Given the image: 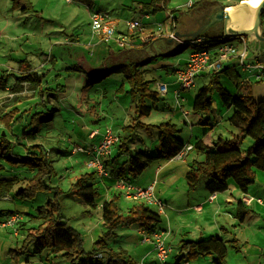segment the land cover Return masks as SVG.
<instances>
[{
    "label": "crops",
    "instance_id": "1",
    "mask_svg": "<svg viewBox=\"0 0 264 264\" xmlns=\"http://www.w3.org/2000/svg\"><path fill=\"white\" fill-rule=\"evenodd\" d=\"M22 3L18 5L14 4L12 0H0V16H3L6 21L9 19L8 13L10 10H20L22 14H24L25 19L28 15H32L36 19L48 20L50 23H55L62 27V31L54 30L53 32H47V34H51L53 39L50 40V44L52 47L48 50L49 54L42 53L44 57H41L40 64L34 68L30 65H27L25 68H21L22 75L27 74L28 72H35L38 74H43L36 72L35 70L45 69L48 67V63H52V70H57L56 73L50 71L45 72V75L42 77L43 80L40 84L32 83L26 79H19L18 76H15L16 80L14 82H6V87L2 90L7 91L6 94H2L0 96V100L7 98H11V100H7L11 103L12 108L10 107L8 111L13 110H20L19 107L15 106L18 103H22L24 101H30L34 94L38 93L41 94L42 87L45 86L46 90H52L51 95L53 98H49L48 101L52 104L51 106H57L60 104V101H64L63 98L73 97L78 85H82V89L91 87L88 85V75L92 74L96 70L100 69L102 65L106 63H113V62H123V61H133V60H149L151 62H158L161 58L169 57V56H178L180 53L171 54L169 55L174 49H176L177 44L175 42L169 44L166 40L158 35L159 34H171L180 28H185L191 23L190 16L186 13H189L193 10V8H189L183 6V10L176 11L174 13V21L172 19L166 21L163 19V14H159L156 23L148 22L145 23L144 20L148 19L151 20V14L149 12L140 11L139 2H147V0H22ZM113 3L114 6L117 7H128L133 9V14H126L119 11V15H114L109 13L107 10L105 11L102 7L108 6L109 4ZM127 3V4H125ZM195 3H198V6L204 3L203 0H197ZM22 4V5H21ZM162 8L165 5V0L161 1ZM28 7V8H25ZM98 8V9H97ZM7 10V14L4 16L2 12ZM103 11L106 12L115 18L118 19L117 24V32L118 33H127V27L125 25V20L127 19H140V17L145 16L144 19H141L144 23V30L138 31L133 34H129L128 40L130 42L129 46L127 47H119L114 41L105 42L102 41L97 35H94L90 26H91V14L93 11ZM170 12V11H169ZM137 14H140L137 15ZM170 14V13H168ZM73 15V16H72ZM83 19H80V17ZM88 20H86V18ZM139 16V17H138ZM169 17V15H168ZM177 17V18H176ZM176 18V19H175ZM78 22L75 25H72L67 29L66 25L63 22ZM2 21V20H1ZM0 21V22H1ZM174 22V26L172 25ZM168 23L170 25V29H165V32L161 33H153L156 29L160 27H156L157 24L164 25ZM231 27L232 24H231ZM45 28V27H44ZM234 28V27H233ZM9 32L6 28L1 26L0 34H5ZM44 33V29L42 31ZM181 37L177 38V43L180 40H185V38L180 34ZM200 37V36H199ZM234 42H239L237 40H231ZM193 45V43H191ZM180 45V43H179ZM178 45V46H179ZM194 47V46H193ZM241 47V46H239ZM212 49V56L211 59L214 60L216 58L215 51ZM192 51V50H191ZM190 54V53H189ZM188 54V56H189ZM264 55V52L259 53L256 49H249L247 52V57L249 59H259V56ZM46 56V57H45ZM177 58L173 60V65L167 64L162 65L160 67H166L167 74L165 78H155L152 77L156 82L154 83V89L158 92L160 98H166L171 100V106L168 107V110L162 111L163 115L161 116V122H171L178 126L173 119H179L180 117L185 118L182 120L186 125L192 127L195 124L199 126V128H204L205 126H209L211 132L207 135L204 134L203 136L196 133L195 129H191L190 135L187 137V142L185 144H194V138L203 139L204 143L208 145H212L215 149H217V162L219 164L224 163L228 159L236 156L239 153V150L247 148L242 147V141L245 137H241L238 132L236 133L232 127L229 125L225 131H221L217 133L218 135L215 136L217 131V127L224 123L225 119L230 115L233 106L227 108L224 105L221 107L220 110V120H216L215 125L211 124L212 115L208 114L207 117L200 116L196 118L189 117V107H192L194 96L191 93L192 88L196 86V79L201 76L209 75L213 73L212 71L209 72L208 70H204L201 72L195 79V84L189 89L181 90L180 95H176V91L179 88V83L176 79V74L179 70L184 68L187 58ZM263 61V60H262ZM261 61V62H262ZM147 66V65H146ZM145 66V68H146ZM159 67V68H160ZM227 68V73H222L221 81L222 84L227 87L232 93L236 92V86L239 81L245 80H255L251 75L252 72L244 71V69L238 63L236 58H231L226 60L220 69ZM240 68V69H239ZM59 71H66L68 73L63 74ZM21 76V75H20ZM115 81V87H111L110 90H104L100 92V94L93 93L91 94L93 97L90 99L91 102L96 103V105H83L84 110L87 112L95 111V115L100 118H103L104 126L101 127L100 123L93 122L92 126H89L86 122L79 120V127L76 130L77 136H79L81 141L85 139H91L90 144L88 147H81L83 150L91 149L93 145H95L100 139V133L104 132L106 128H110L111 131L115 134H119L122 131V128L132 122L133 118V108L129 105V99L124 95V90L128 89V86L125 85L123 89H120L121 78ZM7 79V78H6ZM64 79V83H63ZM264 82V81H262ZM158 83L166 84L167 91L166 93H160L158 90ZM25 86L23 91L17 89H23L21 86ZM66 85V86H64ZM37 86V87H36ZM254 88V87H253ZM29 89V92H28ZM12 90V91H11ZM254 90V89H253ZM107 91H110L107 93ZM256 98L260 101L264 99V89L256 88ZM21 93V94H18ZM22 96V97H19ZM29 96V98H27ZM27 98V99H25ZM25 99V100H24ZM44 96H42L40 103L36 105H43L44 104ZM83 101L84 99L81 98ZM9 104V103H8ZM82 105V104H81ZM14 106V107H13ZM32 106V105H31ZM213 106V105H212ZM154 109V108H153ZM54 110L52 112L57 111L58 109H48ZM211 109L209 112H211ZM7 111V112H8ZM153 111V110H152ZM5 112L4 114H6ZM208 112V113H209ZM152 113V112H151ZM4 114H1L3 116ZM52 118L55 113H52ZM151 115V114H150ZM149 115V116H150ZM195 122H193V120ZM216 119V118H215ZM143 121V119H142ZM144 122V121H143ZM147 124L149 127L152 125L157 124ZM159 124V123H158ZM14 127V126H13ZM231 127V128H230ZM93 128V129H91ZM198 128V129H199ZM97 129L99 134L95 137H90V133L92 130ZM140 129H137L139 131ZM144 130V129H143ZM177 130V128H176ZM237 130V129H236ZM4 133V132H3ZM75 134V136H76ZM194 134H197L195 137H192ZM227 134L231 135L228 137ZM25 137V136H24ZM208 138V139H207ZM70 142L73 141L72 138H69ZM228 139L229 141H225ZM240 140H242L240 142ZM157 142V137H156ZM238 142L241 143V147H238ZM76 144V142H75ZM81 144V143H80ZM237 145V146H234ZM157 147V143H153V147ZM142 150V147H141ZM148 151L149 150H144ZM76 152V151H74ZM78 152L83 154L82 160V167H86V172L94 171L87 167L86 161L90 159V156L85 152L78 150ZM77 152V153H78ZM76 153V154H77ZM73 154V151L70 152ZM192 155V159H191ZM204 154L194 149L189 151L184 158H177L172 157L170 159H161L151 163L147 166L144 170L148 169L149 176L143 179H140L142 183H138V181H134L135 178L127 180L129 183L133 184L134 186L139 187H147L148 185L154 186V193L156 198L160 199L163 202L162 211H159L158 207L153 204L150 205L160 214L161 222L157 226V230L165 229L169 230V232L177 233L178 235L185 237L186 240H194V241H201L202 246L212 250L215 254L219 253L220 251L223 252L225 255L229 252V248L224 245V243L228 244L231 247H237L238 252L246 250V253L251 258L250 264H264V245L263 247L260 246L259 243H253L250 238L247 237V233L244 231V228L248 224L256 225L259 222V218L264 222V172H256L254 177V182L249 187L248 192L244 193L239 190L236 183L230 178L227 181V187L225 190L222 191H210L207 187V182L210 180L208 177H202L200 181L194 186L193 188H189V185L186 181V174L190 170V167L196 160L202 161ZM127 155H117L115 145L112 150V155L108 157L105 161L106 170L108 171V176H100L95 172L97 187L99 189V198L96 200L95 204L92 205L95 207L94 212L100 214V210H102V204L105 201L116 199V203L119 206L120 212L122 211L125 213L130 207L143 203L142 200L134 199L131 197H127L124 195V192L117 187L118 178L116 177L115 173H111V170L117 169L123 161L127 160ZM1 166V164H0ZM142 172V173H143ZM141 173V174H142ZM182 178L185 179L186 185L182 186V192H186V200L183 199L182 201L175 200V194L171 193V190L179 188L177 184L181 182ZM213 196V198H211ZM7 196H4L5 198ZM130 204L126 206H121L120 201L124 200ZM241 202V206L239 203ZM91 206V205H90ZM168 208V212L165 211ZM238 207L242 210H245V215L243 219H239L237 215ZM24 212L25 207H21ZM125 211V212H124ZM121 212V213H122ZM186 212V224H179L176 225L174 223V215ZM87 214L91 215V209L87 210ZM23 216V215H22ZM102 221V216L100 217ZM4 221V220H3ZM2 221V222H3ZM136 226V235H128V238H132L134 242H141L143 243L144 247L148 250L142 257V264L151 263L156 264L155 259L157 255L155 250L153 249V243L151 241H146L143 239V232L141 227L138 224H132ZM129 225V226H132ZM232 226L233 229L230 232L229 227ZM124 227V226H123ZM128 227V226H126ZM236 228H240L241 235L238 233H234ZM8 228V227H7ZM174 229L178 230L177 232ZM13 230V229H12ZM98 230V226H91L89 233H95ZM82 234V233H81ZM169 234V233H168ZM12 235L15 237V232H12ZM102 235V234H101ZM99 233L95 236H101ZM116 235V234H115ZM170 235V234H169ZM168 235V238H169ZM110 236L114 237L113 234ZM83 237V235H82ZM97 237V238H98ZM177 237V236H176ZM109 238V237H108ZM168 238L165 239V243L167 244ZM96 237L91 236V243H94ZM184 239L181 240V243ZM185 241V240H184ZM173 244V243H170ZM171 251H173V245ZM9 245L7 241H0V251L5 246ZM178 246H180V241ZM113 247V246H112ZM235 247V248H236ZM83 248L86 251H90L92 247L88 243L84 242L83 237ZM115 248V247H114ZM123 248L124 247H119ZM117 249V248H115ZM126 250V249H125ZM128 253V250H126ZM156 255V256H155ZM212 254L206 255H199L195 258L203 259L206 258L209 263H212ZM47 257V256H45ZM176 263L180 264L181 260H178L179 257L183 258V255H177ZM246 257V256H245ZM49 258V256L47 257ZM189 261L191 258L186 257ZM194 258V257H193ZM192 258V259H193ZM22 259V258H21ZM134 259V258H133ZM168 259V258H167ZM20 260V259H19ZM226 260V258H225ZM25 261V260H21ZM160 261V260H159ZM188 261V262H189ZM166 263V260L163 261ZM14 263H16L14 261ZM19 263V262H18ZM227 263V262H226ZM5 264V263H3ZM11 264V263H10ZM29 264V263H28ZM228 264V263H227Z\"/></svg>",
    "mask_w": 264,
    "mask_h": 264
},
{
    "label": "trees",
    "instance_id": "2",
    "mask_svg": "<svg viewBox=\"0 0 264 264\" xmlns=\"http://www.w3.org/2000/svg\"><path fill=\"white\" fill-rule=\"evenodd\" d=\"M12 1L16 5L22 3V0ZM161 1L147 0V2H139V9L150 14H156L162 10ZM176 11L179 10L175 9L173 12ZM262 17L264 23V14ZM237 39L239 37L232 40ZM209 40L215 41L209 43V45H215L220 41L229 39L221 34L211 36ZM185 45L183 43L177 46L169 55L180 53ZM148 63L149 60L111 62L102 65L94 73L87 74L88 85L91 86L112 74L120 75L122 82L120 83V89H123L125 85L128 86V89L124 90V95L128 97L129 105L133 108V118L131 123L122 128V131L118 134V141L115 143L117 155L126 154L128 158L117 169L111 170V173H115L117 178L124 180L137 177L147 166L157 160L174 157L185 145L184 141L177 136L176 125L167 121L152 125L157 131L155 153L143 149L134 152L130 148V143L133 142L137 129L151 128L142 119L151 114L155 103L160 99L158 92L154 89L156 81L147 76L148 70L145 66ZM222 73H227V68L218 69L211 73L208 82L198 88L193 99L192 109L196 112H209L212 109L213 94L217 93L225 107L233 106L230 115L226 118L228 124L237 129L241 137L250 136L252 143L246 150H239L236 156L219 164L217 162V149L204 143L203 139L196 140L191 150L194 149L203 153L204 157L202 161L196 160L191 165L186 174V181L189 188H193L202 177H208L210 178L207 182L208 189L210 191H222L226 189L227 181L231 178L239 190L246 193L254 182L256 172H264V101H257L253 95V87L262 83V81L249 79L242 81V83L239 81L236 92L232 93L222 84L220 78ZM44 75L45 73L28 72L18 76V78L40 84ZM6 82V77H0V89L6 87ZM39 103L37 102V104ZM52 111L54 110L50 111L51 114L46 119L52 118ZM16 112V110H13L0 117L4 122V128L0 134V159L14 166L21 164L34 171V174L27 179L26 184L15 191L16 197L32 199L38 191L52 189L51 186L46 184L45 180L53 171V161L47 157L46 148L39 142L28 145L33 150H38V152L27 151L26 154L21 155L14 151V145L7 136V130L11 129L12 131ZM30 132L32 134L30 137H26L27 140H35L36 135L34 133H37V129L30 130ZM225 141L229 140L225 139ZM240 142H238L239 148L241 147ZM21 180L18 177L0 178V197L10 193L14 184ZM96 185L95 171L84 172L77 178V188L74 193L83 203L92 206L100 196ZM116 199L103 202L101 216L102 225L106 227V230L95 240L89 252L83 248L82 234L69 226L67 218L62 214L60 201L52 197L46 201L45 205L36 208V214H32V218L38 220L36 221L37 225H28L31 219H25L22 216V219L15 222V228L11 227L13 231H16L15 237L18 244L15 248H11L8 254L15 262H18L21 254L25 255L33 252L40 255L48 254L47 257L50 253L59 254L69 264H137L125 249L112 247L107 241L108 236L114 235L118 227L132 224H138L147 234H151L157 231L156 228L161 222V217L157 211L145 203L136 204L125 213H121ZM239 205L241 206V202ZM13 213L22 215L20 211L1 212V215L7 219ZM237 215L240 220L243 219L245 210L238 207ZM183 246L188 249L189 258L213 253V262L226 264L223 252L220 251L215 254L212 250L202 246L201 241L185 240ZM105 257L107 260L102 263L100 258Z\"/></svg>",
    "mask_w": 264,
    "mask_h": 264
},
{
    "label": "rangeland",
    "instance_id": "3",
    "mask_svg": "<svg viewBox=\"0 0 264 264\" xmlns=\"http://www.w3.org/2000/svg\"><path fill=\"white\" fill-rule=\"evenodd\" d=\"M114 0H112L113 2ZM194 2L197 0H193ZM204 1V0H203ZM221 3H223L225 6L228 5H235L239 4L242 0H218ZM188 0H166L164 7L161 11H159V14L164 15L163 19L168 21L169 23V17L168 13L169 11H174L175 9H178L179 11L183 10V6L186 5ZM210 1H204V5L209 3ZM211 3V2H210ZM127 4V3H125ZM202 4V5H203ZM212 4V3H211ZM105 11L107 10L109 13L114 15H119V11L126 14H133V9L128 7H117L114 6L113 3L109 4L108 6L102 7ZM98 9V8H97ZM2 14L5 16L7 14V10L5 9ZM159 14H151V20L145 19L144 22H153L157 20ZM140 16V14H137ZM9 19L6 21V19L3 16H0V28L3 26V28H6L9 32H6L5 34H0V77H6L7 81L14 82L16 80L15 76L22 75L21 68H25L27 65H30L32 68L38 66L41 61V57H44L42 53L49 54L48 50L52 47V44H50V40L53 39L51 34H47V32H53L54 30L62 31V27L55 24L50 23L48 20H42V19H36L32 15H28L26 17L20 10H10L8 15ZM73 16V15H72ZM138 16V17H139ZM85 17V16H84ZM145 16L140 17V19H144ZM86 18V17H85ZM80 19H83L81 16ZM86 20H88L86 18ZM78 22H63V24L66 25L67 29L72 25H75ZM168 23H165L164 25L157 24V28L153 33H157L162 31L161 33L165 32V29L169 30L170 25ZM45 27V28H44ZM242 27V26H241ZM44 29V33H42ZM168 34H159L161 37H166ZM169 37V36H168ZM180 42H185V40H180ZM185 44V43H184ZM193 49L192 44H187L182 49L181 53L178 56H169L165 58H161L158 62H151L148 63L146 66V69L148 70L147 76L148 78L155 77L157 79L165 78V75L167 74V68L166 67H160L162 65L171 64L173 65V60L177 58H186L188 54ZM46 57V56H45ZM259 59H261L262 62H264V55L259 56ZM160 67V68H159ZM52 63H48V67L45 69H39L35 70L39 73H45L50 69L52 70ZM240 69V68H239ZM57 70H54L53 72L56 73ZM63 74H66L68 72L66 71H59ZM120 75L118 74H112L105 79H103L100 82L95 83L93 86L82 89V85H78L76 91L73 97H67L63 98L64 101H60V104L57 106H51L52 104L48 101L49 98H53L51 95L52 90H46L45 86L42 87L41 94L38 93L34 94L33 97L30 99V101H24L22 103H18L15 106L19 107L20 110H18L14 114V127L10 130H7V136L13 143L14 151L18 154L24 155L27 153V151H37L33 150V148L28 147L29 144L32 143H42L44 147L47 150V157L51 159L52 165H53V171L50 176L46 178V184L51 186L52 189H43L42 191H38L34 198L32 199H22L20 197H16L15 191L26 184V181L29 177H31L34 174L33 170L28 169L27 167L18 164L16 166L11 165L9 162L0 159V178H12V177H18L19 179H22L21 181H18L14 184L13 189L10 193H8L5 197H0V223L2 220H5L6 217L1 215V212L6 213L8 211H23L21 207L24 208V212L22 215L25 217V219H31L29 221L28 225H37L36 221H38L35 218H32V214L37 213V207L41 205H45L46 201H48L50 198H57L61 205H62V214L67 218L69 226H72L74 229L78 230L80 233H82L84 237V242L88 243L90 247H93L94 243H91V236L94 235V237L99 233V235L102 234L103 231L106 230V227L102 225V221L100 220L101 217V210L100 214L94 212L93 206L87 205L83 203L79 197L74 193L76 186L77 178L84 172H86L87 169L85 166L82 167V160H83V154L78 152V147H88L90 144L91 139H85L84 143L81 141L80 137L77 136L75 133L76 130L79 127V120H82L89 124V126H92L93 122L100 123V126L103 127V118H100L95 115V111L87 112L84 110L83 105H96V103L91 102L90 99L93 97L91 94L96 93L100 94V92L104 90H110L111 87H115V81L114 79L118 80ZM208 76H201L196 79V86L192 88L191 93L193 96L197 93V90L199 87L204 85L208 82ZM64 83V79H63ZM66 86V85H64ZM24 85L21 86L23 89H17L20 91L24 90ZM37 87V86H36ZM12 91V90H11ZM100 91V92H98ZM29 92V89H28ZM110 91H107V93ZM7 91L0 89V96H3L2 94H6ZM21 94V93H18ZM42 96H44V104L43 105H36L35 104L39 101H41ZM22 97V96H19ZM29 98V96L27 97ZM25 98V99H27ZM81 98L84 100L82 101ZM24 99V100H25ZM0 100V115L4 114L8 111V109L12 105L11 103L15 102H9L7 100H11V98H7ZM37 101V102H36ZM36 102V103H35ZM9 103V104H8ZM82 104V105H81ZM171 100L166 99L165 97L162 99L160 98L154 106V109L150 116L144 117L143 121L148 124H158L161 122V116L163 115L162 111L165 112V110H168L171 106ZM32 105V106H31ZM212 111L211 112H196L192 109V107H189V117L196 118L198 117L197 114L200 116L207 117L208 114L212 115L211 124L215 125L216 120H220V108L223 107L221 100L219 99L217 93L213 94V101H212ZM14 107V106H13ZM97 107V105H96ZM58 109L55 112L53 118H48L51 114L50 110L48 109ZM224 108V107H223ZM10 110V109H9ZM232 111V110H231ZM8 111L7 113H9ZM216 118V119H215ZM182 120H185V118L180 117L179 119H173L174 122L178 124L176 125L177 128V136L184 142H187V137L190 135L191 129H195L196 133H199V135L203 136L204 134H208L211 132V129L208 125L204 128H199L197 124L194 123L192 127L189 125H186ZM193 120V119H192ZM193 122H195L193 120ZM228 122L224 121L223 124L216 126L217 131L215 133V136H217L219 132L225 131L226 128H228ZM4 128V122L0 119V134L2 133ZM199 128V129H198ZM231 128V127H230ZM37 133H34L36 135L35 140H27L28 137L31 136L30 130H36ZM93 129V128H91ZM232 129L237 133L238 131L232 127ZM27 132V133H25ZM76 134V136H75ZM197 134H194L192 137H195ZM25 136V137H24ZM228 137H231V135L227 134ZM27 137V138H26ZM157 137V131L155 128L150 129H140L139 131H136V134L133 137V142L130 143V148L132 151H137L139 149L143 150H149L151 153L156 152V147H153V143L156 142ZM72 138L73 141L70 142V139ZM198 138H194L193 141H196ZM208 139V138H207ZM242 141V140H241ZM76 142V144H75ZM242 147L247 148L250 143L252 142V138L250 136H245V138L242 141ZM81 143V144H80ZM28 147V148H27ZM27 149V150H26ZM76 150V152H74ZM73 151V154H70V152ZM78 152V153H77ZM77 153V154H76ZM45 154V153H44ZM192 159V155H191ZM85 169H87L85 171ZM91 170V169H90ZM149 176L148 169L144 171L142 174H140L134 181H138V183H142L139 181L140 179L147 178ZM186 185L185 179L182 178L181 182L177 184L179 188L171 190V193L175 194V200L176 201H182L183 199L186 200V192H182V186ZM57 192V193H56ZM124 200V199H123ZM127 203L125 200L122 202L120 201V205L126 206ZM152 208H154L152 206ZM166 208V207H165ZM91 209V215L87 214V210ZM166 212H168V208L165 209ZM122 212V211H121ZM125 212V211H124ZM123 213V212H122ZM20 214V213H19ZM21 216V214H20ZM22 217V216H21ZM186 212L175 214L174 215V223L176 225L179 224H186ZM5 222V221H3ZM2 222V223H3ZM91 226H98V230L92 234L89 233ZM15 228V227H14ZM233 229L232 226L229 227V231L231 232ZM174 231H178L174 229ZM244 231L247 233V237L251 239L253 243H259L261 247L264 245V222L259 218V222L256 223V225L248 224L244 228ZM12 228L11 227H1L0 226V241H7L9 242V245L2 248L0 251V264H69L65 259H63L59 254H49V258L45 257L48 254H39V253H28V254H21V257H19L20 260L18 262L14 263V259L11 257L8 252L11 248H15L18 243H16V237L12 235ZM234 233H238V235H241L243 232H241L240 228L235 227ZM116 234V235H115ZM114 237L108 236L107 239L108 243L115 247H124L126 250H128V254L134 258V260L137 262V264H142V257L147 252L148 248L146 249L141 242H134L132 238H128V235H136V226H120L115 230ZM170 234V235H169ZM169 238L168 235L166 238L167 244L173 245V251L170 252L168 255V259H166V263L163 261H159L155 259L156 264H177V255H183L182 257H179L178 260H181L180 264H216L212 261V263L206 259H197V258H191L189 261L186 257H188L187 254V248L183 246L184 240H186V236L182 237L178 235L177 233L169 232ZM177 236V237H176ZM95 239V240H96ZM183 242L181 243V240ZM20 240V239H19ZM94 240V242H95ZM180 241V246H178ZM230 244V243H228ZM228 244L224 243L227 248H229V252L225 255L226 262L228 264H250L251 258L247 255L246 250L239 251L237 247H231ZM172 247V246H171ZM264 249V248H263ZM156 256V255H155ZM199 256V255H198ZM246 256V257H245ZM22 258V259H21ZM25 260V261H21ZM105 258H100V261L102 263L106 262ZM189 261V262H188ZM226 263V264H227ZM151 264V263H146Z\"/></svg>",
    "mask_w": 264,
    "mask_h": 264
},
{
    "label": "built area",
    "instance_id": "4",
    "mask_svg": "<svg viewBox=\"0 0 264 264\" xmlns=\"http://www.w3.org/2000/svg\"><path fill=\"white\" fill-rule=\"evenodd\" d=\"M193 3V0H188L186 7H191ZM169 13V18L174 21V12L170 11ZM117 24L118 19L106 12L96 10L91 14L90 28L93 34L97 35L102 41H114L119 47L129 46V34L143 31L145 26L141 19H127L125 20V25L128 34H122L117 32ZM172 25L174 26V22ZM173 34L174 33L168 34V36H173ZM239 39V42L227 40L220 41L215 45H209V43L215 41L209 40L207 37H198L195 40L190 41L188 44L193 43L194 47L187 58L184 68L179 70L176 74V79L179 83L176 95L179 96L181 90L189 89L194 86L195 79L201 72L204 70L214 72L220 69L226 60L231 58H236L244 71L252 72L253 75H251V77L255 80L264 81V62L256 59H249L247 57L248 47L246 38L239 37ZM211 48H213L216 54L214 60L211 59ZM157 85L160 93H166V84L158 83ZM98 134V130L94 129L91 131L90 137H95ZM117 141L118 135L113 133L111 129L107 127L104 132L100 133L99 141L93 145L91 149L83 150L81 147H78L77 149L85 151L90 156V159L86 161L87 167L94 169L98 175L105 177L109 175L106 170L105 160L112 155L113 147ZM192 147L193 144H185L174 157L184 158ZM77 149H75V151ZM117 187L124 192L125 196L142 200L143 203L147 205L155 204L159 211H162L164 204L160 199L156 198L153 185L139 187L134 186L127 180L118 178ZM211 198H213V196H211ZM21 216L19 213H13L4 220L5 222H1L0 226L14 227L15 222L22 219ZM142 232L143 239L153 243V249L155 250L157 258L160 261H165L171 252V247L165 243L169 230L160 229L151 234H147L146 231L142 229Z\"/></svg>",
    "mask_w": 264,
    "mask_h": 264
},
{
    "label": "water",
    "instance_id": "5",
    "mask_svg": "<svg viewBox=\"0 0 264 264\" xmlns=\"http://www.w3.org/2000/svg\"><path fill=\"white\" fill-rule=\"evenodd\" d=\"M263 14H264V0H261L260 3L254 8V11L252 13V18H251L252 19L251 24L242 26L240 28L233 29L231 27L232 20H231V17L228 11L226 10V7L224 5H219L218 11L215 12L214 16L210 18V22L208 23V25H212L216 22H223L224 30H223L222 35L227 37L229 40L245 36L246 41H247V47L249 49H252V48L256 49L257 51H259V53H261V52H264V25L262 24ZM208 25L205 24L204 28H207ZM203 31L204 30L197 31L192 35L188 34V37L185 38L184 43L187 45L190 41L195 40L196 38L200 36V34ZM179 37L181 36L176 31L173 34V36H169L163 39L166 40V42L169 44L175 42L178 46L179 43L180 45L183 44V42H179V43L176 42L177 38ZM256 88L264 89V82L255 85L253 88L254 98L257 101H260V99L258 100L256 98V92H255ZM262 101H264V99Z\"/></svg>",
    "mask_w": 264,
    "mask_h": 264
},
{
    "label": "flooded vegetation",
    "instance_id": "6",
    "mask_svg": "<svg viewBox=\"0 0 264 264\" xmlns=\"http://www.w3.org/2000/svg\"><path fill=\"white\" fill-rule=\"evenodd\" d=\"M204 1H210L212 4L209 2L205 5L203 4V5L198 6V3L194 2L192 6L189 7V8H193V10L190 11L189 13L186 11V13L191 18V23H189L188 26L185 28L182 27L178 30H175V32L177 31L182 36L188 37V34L192 35L197 31L204 30L200 34V37L207 36V38L211 36L220 35L223 33V30H224L223 22H216L212 25H208V23L210 22V18L213 17L215 12L218 11L219 5H224V4L218 0H204ZM205 24L208 25L207 28H204ZM262 24L264 25L263 20H262Z\"/></svg>",
    "mask_w": 264,
    "mask_h": 264
},
{
    "label": "bare ground",
    "instance_id": "7",
    "mask_svg": "<svg viewBox=\"0 0 264 264\" xmlns=\"http://www.w3.org/2000/svg\"><path fill=\"white\" fill-rule=\"evenodd\" d=\"M261 0H242L239 4L228 5L226 10L231 17V24L234 28L250 25L254 8Z\"/></svg>",
    "mask_w": 264,
    "mask_h": 264
}]
</instances>
